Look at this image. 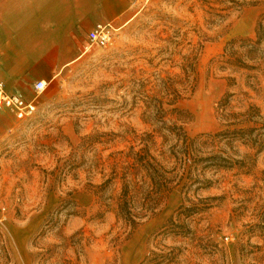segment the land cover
<instances>
[{
	"label": "rangeland",
	"instance_id": "1",
	"mask_svg": "<svg viewBox=\"0 0 264 264\" xmlns=\"http://www.w3.org/2000/svg\"><path fill=\"white\" fill-rule=\"evenodd\" d=\"M121 10L113 44L47 86L31 118L0 112V264H142L153 252L170 264H264V151L204 149L243 164L209 169L211 186H194L189 202L185 180L135 230L118 217L122 182H107L119 152L168 151L156 134L166 123L191 138L233 129L218 110L228 95L227 113L256 106L263 127L264 43L251 59L244 41L264 28V0H128ZM182 205L191 210L168 224Z\"/></svg>",
	"mask_w": 264,
	"mask_h": 264
},
{
	"label": "trees",
	"instance_id": "2",
	"mask_svg": "<svg viewBox=\"0 0 264 264\" xmlns=\"http://www.w3.org/2000/svg\"><path fill=\"white\" fill-rule=\"evenodd\" d=\"M247 53L246 57L256 59L264 43V28L260 23L257 30V40H245ZM247 67V66H246ZM230 97L219 103V114L222 118H227L228 129L216 134L201 135L191 138L183 126L176 122H171L166 128L157 131L156 134L163 139V144L168 146V151H160L157 156L153 154L152 147L147 145L140 151H131L127 154L119 152L113 165V177L107 182L119 179L122 182V194L118 204V217L125 221L128 227L137 229L140 220L146 214L158 209L163 201L181 185L185 180L183 187L186 200L187 196L197 186L195 191L209 188L212 182L206 178L205 173L209 170L232 169L236 165H242L243 161L236 160L231 156H225L224 152L205 153L206 148L219 147L221 144L234 146L241 143L256 151L259 155L264 151V125L258 128L262 115L256 106H250L244 113H227ZM171 113H175L177 120L185 118V112L179 108H174ZM164 110L160 115H166ZM232 118V119H230ZM252 124V126H250ZM247 125L246 127H241ZM155 136H151L152 140ZM162 144V145H163ZM152 145L156 146L153 141ZM251 159L250 155H246ZM168 164V165H167ZM170 165V166H169ZM170 167V168H169ZM186 210L184 205L179 208L178 214L172 216L168 224L173 225L175 218H181ZM192 214H187V218ZM188 231H182L176 236L186 237ZM152 256L147 257L142 264H170L173 259L170 256H164L153 252Z\"/></svg>",
	"mask_w": 264,
	"mask_h": 264
},
{
	"label": "crops",
	"instance_id": "3",
	"mask_svg": "<svg viewBox=\"0 0 264 264\" xmlns=\"http://www.w3.org/2000/svg\"><path fill=\"white\" fill-rule=\"evenodd\" d=\"M127 1L0 0V77L7 92L34 100L35 84L49 87L79 62L93 47L90 31L119 17Z\"/></svg>",
	"mask_w": 264,
	"mask_h": 264
},
{
	"label": "built area",
	"instance_id": "4",
	"mask_svg": "<svg viewBox=\"0 0 264 264\" xmlns=\"http://www.w3.org/2000/svg\"><path fill=\"white\" fill-rule=\"evenodd\" d=\"M115 28L111 24L97 25L88 35L91 46L107 48L113 44ZM47 90V84L39 81L34 86L36 98L28 101L24 95L19 93H8L5 83L0 77V109H6L13 113L18 120L31 118L37 109L36 101L40 95Z\"/></svg>",
	"mask_w": 264,
	"mask_h": 264
}]
</instances>
